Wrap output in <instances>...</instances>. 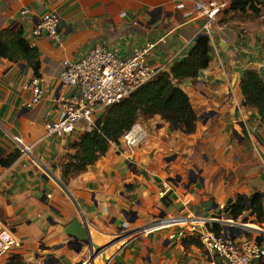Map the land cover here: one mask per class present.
<instances>
[{"label":"crops","instance_id":"0c3cea01","mask_svg":"<svg viewBox=\"0 0 264 264\" xmlns=\"http://www.w3.org/2000/svg\"><path fill=\"white\" fill-rule=\"evenodd\" d=\"M209 1L234 0H0V32L24 29L40 54L44 81L42 101L31 106L34 71L0 57V220L22 241L0 264H14V258L23 264L88 263L89 248L78 252L66 233L75 221L87 226L94 246L105 248L107 260L99 255L94 264H213L199 233L214 225L224 231L232 221L224 214L231 200L264 195V117L242 93L246 72L256 71L264 81V4H256L258 13L225 10L210 32L209 66L195 82L179 84L198 117L192 135L160 116L140 118L137 146L123 137L65 183L62 163L70 145L91 130L84 121L64 137L47 128L63 118L64 101L78 92L60 82L65 61L79 60L97 45L124 60L152 44L150 65L169 71L202 35L205 19H195V5ZM51 12L61 17L59 41L32 33ZM16 152V161L1 165ZM238 223L246 231L233 233L237 243L262 240L264 225L253 218Z\"/></svg>","mask_w":264,"mask_h":264},{"label":"trees","instance_id":"16d2710c","mask_svg":"<svg viewBox=\"0 0 264 264\" xmlns=\"http://www.w3.org/2000/svg\"><path fill=\"white\" fill-rule=\"evenodd\" d=\"M261 0H234L228 10L245 13L247 10L259 12L257 5ZM212 45L209 36H199L196 45L188 56L176 62L169 71L160 72L158 77L133 93L121 103L112 106L101 116V124L84 133L77 142L70 145V153L62 163V176L65 183L93 166L104 157L111 144L120 140L132 130L140 118L149 119L160 116L185 135L196 131L198 117L187 94L180 88L185 80H197L212 58ZM0 57L13 63H25L36 77H40V54L25 37L21 26H12L0 32ZM242 93L249 106L264 116V81L256 71H248L242 80ZM21 153L11 154L1 162L10 166ZM225 217L234 222L249 223L250 218L257 225H264V195L256 193L252 198L238 196L224 209ZM249 214L250 217H246ZM221 236L223 228L214 225L211 228ZM261 242L262 240H258ZM14 264H23L14 258Z\"/></svg>","mask_w":264,"mask_h":264},{"label":"built area","instance_id":"2783aa9c","mask_svg":"<svg viewBox=\"0 0 264 264\" xmlns=\"http://www.w3.org/2000/svg\"><path fill=\"white\" fill-rule=\"evenodd\" d=\"M230 2L209 1L196 3L195 19L204 18L201 34L210 37L213 24L218 17L229 8ZM27 14V11H23ZM193 16V15H192ZM61 17L55 13H47L33 30L36 37L44 36L59 41ZM154 45L147 44L135 49L124 59H119L109 48L97 45L81 59L65 61L60 82L64 87L74 88L76 95L64 101V116L60 121L48 123L49 133L64 137L76 130L79 122H86L88 129L96 127V121L112 106H115L145 84L154 81L160 70L149 63V55ZM43 78L35 77L29 85L33 93L31 106L39 104L43 99ZM264 117V116H263ZM142 137L138 125H134L124 139L130 147L138 145ZM165 193H161L164 196ZM234 228L224 229L221 236L212 231L199 233V241L215 259L213 264H260L264 258V236L262 241L237 243L234 239L238 222L231 221ZM190 231H198L196 223L191 224ZM183 236V233L180 234ZM22 248V241L0 220V259L11 252Z\"/></svg>","mask_w":264,"mask_h":264},{"label":"water","instance_id":"95a60500","mask_svg":"<svg viewBox=\"0 0 264 264\" xmlns=\"http://www.w3.org/2000/svg\"><path fill=\"white\" fill-rule=\"evenodd\" d=\"M24 67V65H22ZM101 124V118H99L95 125L99 126ZM175 128H177L176 124H173ZM129 223H134V221H129ZM234 228L232 223H227L225 224V230L226 231H231V229ZM246 227H238L236 228V231L238 233H243L246 231ZM66 233L68 236L72 239L70 245L74 248H78V252H81L85 247H88L91 253V262L90 264H94V260L99 256L103 255L104 259H106V255L104 254L105 248H98L93 245L92 240H91V234L87 226H85L83 223L80 221H75L69 227L66 229ZM130 235V233H129ZM123 237H119L116 241H114L112 244H115L119 242ZM111 244V245H112ZM109 248V247H108ZM107 249V247H106Z\"/></svg>","mask_w":264,"mask_h":264},{"label":"rangeland","instance_id":"374dc122","mask_svg":"<svg viewBox=\"0 0 264 264\" xmlns=\"http://www.w3.org/2000/svg\"><path fill=\"white\" fill-rule=\"evenodd\" d=\"M261 11L264 12V6H263V8L261 9ZM90 262H91V259H90V261H89L88 263H86V264H90Z\"/></svg>","mask_w":264,"mask_h":264}]
</instances>
